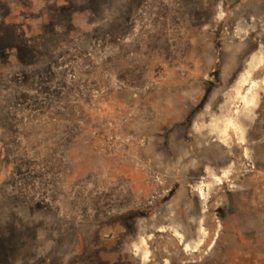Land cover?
<instances>
[{
    "label": "rangeland",
    "instance_id": "374dc122",
    "mask_svg": "<svg viewBox=\"0 0 264 264\" xmlns=\"http://www.w3.org/2000/svg\"><path fill=\"white\" fill-rule=\"evenodd\" d=\"M0 264H264V0H0Z\"/></svg>",
    "mask_w": 264,
    "mask_h": 264
}]
</instances>
